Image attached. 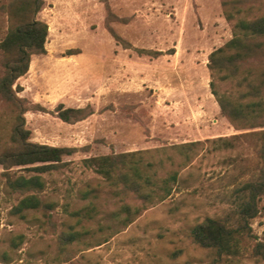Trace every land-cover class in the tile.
Returning <instances> with one entry per match:
<instances>
[{
  "label": "rangeland",
  "instance_id": "374dc122",
  "mask_svg": "<svg viewBox=\"0 0 264 264\" xmlns=\"http://www.w3.org/2000/svg\"><path fill=\"white\" fill-rule=\"evenodd\" d=\"M9 1L0 0V40L9 26L4 9ZM35 18L47 25L45 53L31 56L28 71L17 79L18 95L44 110L25 112V125L33 142L78 151L64 157L59 169L41 174V195L58 203L49 220L40 211H28L25 218L11 212L22 194L6 186V170L0 166V264H264L248 255L215 263L212 251L190 235L207 216L233 223L231 191L261 165L248 138L232 148L213 142L246 131L221 115L209 87L208 55L232 36L221 0H43ZM107 26L129 47L123 48ZM136 48L163 53L139 55ZM216 83L220 91L232 88ZM58 103L90 105L93 113L68 123L55 115ZM12 121L11 107L0 98V149L10 142ZM195 140L203 143L187 158L172 147ZM135 150H149L143 157L155 163L157 176L176 171L178 180L169 183L164 200H153L122 226L112 213L121 203L140 205V200L104 185L81 159ZM158 159L162 164H156ZM8 171L34 173L20 167ZM88 181L102 184L91 226H109L104 230L109 237L98 245L74 246L66 259L56 241L66 217L62 204L85 203L77 189ZM258 206L250 225L264 240V196ZM17 235L21 238L14 245Z\"/></svg>",
  "mask_w": 264,
  "mask_h": 264
},
{
  "label": "trees",
  "instance_id": "16d2710c",
  "mask_svg": "<svg viewBox=\"0 0 264 264\" xmlns=\"http://www.w3.org/2000/svg\"><path fill=\"white\" fill-rule=\"evenodd\" d=\"M42 4L43 0H10L4 6L9 26L0 40V98L11 107L13 121L10 142L0 149V166L6 170V186L22 194L11 212L25 218L28 211H40L49 220L58 203L48 195H41L45 189V179L41 174L65 165L63 158L71 156L78 148L33 142L25 125V112L44 110L39 104L29 103L20 97L18 92L22 87L17 83V79L28 71L31 56L45 53L47 25L35 18ZM221 6L225 20L231 24L232 36L208 55L209 87L221 115L236 129L246 131L229 137L218 136L213 142L232 148L239 139L248 138L254 143L261 165L256 173L239 182L231 191L236 205L233 223L207 216L192 226L190 235L198 246L212 251L215 263L244 255L264 260V240L256 238L250 225V220L259 212L258 204L264 196V0H221ZM107 29L123 48L129 47L109 26ZM135 51L149 56L163 53L145 48H136ZM257 60H261L260 64L253 65ZM216 82L229 83L232 88L220 91ZM53 111L59 119L68 123L93 113L90 105L65 107L62 103H58ZM201 143L195 140L172 147L187 158L188 153ZM148 151L91 155L81 159L82 165L99 175L104 185L117 194L131 193L140 200V205L121 203L119 210L112 213L122 226L129 224L153 200H164L170 194L169 183L178 180L176 171H170L164 177L157 176L153 169L155 163L144 160L143 154ZM156 164H162L161 159ZM12 167L34 173L12 175L8 171ZM101 188L100 182L92 185L88 181L77 189L78 198L86 200L85 203L72 208L67 202L62 204L66 217L56 241L58 254H63V258L69 259L68 254L76 245L89 247L107 241L109 236L104 230L109 226L99 224L94 229L90 223L99 213L94 200ZM20 238L21 235H17L13 244ZM5 260L8 262L6 257ZM59 262L62 261L58 259Z\"/></svg>",
  "mask_w": 264,
  "mask_h": 264
}]
</instances>
